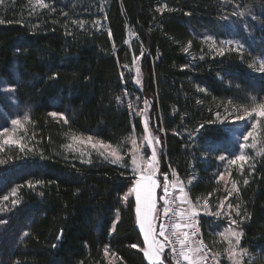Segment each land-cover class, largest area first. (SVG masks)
I'll use <instances>...</instances> for the list:
<instances>
[{"label": "trees", "instance_id": "1", "mask_svg": "<svg viewBox=\"0 0 264 264\" xmlns=\"http://www.w3.org/2000/svg\"><path fill=\"white\" fill-rule=\"evenodd\" d=\"M45 2L46 9L35 0L0 3V114L29 113L21 135L34 149H6L12 158L0 164V197L10 196L0 211L6 221L0 224V264H149L135 200L121 198L133 182L127 165L79 161L62 144L71 134H90L123 145V151L141 130L136 106L147 100L152 129L164 145L159 172L167 159L181 178L192 176V200L214 187L225 196L229 181L217 182L212 168L224 164L219 157L236 155L239 145L213 113L247 105L252 96L264 98V78L243 58L264 51V0H242L245 15L238 18L232 14L235 0ZM162 5L166 9L157 11ZM127 28L136 34L130 42ZM230 33L244 45L242 56L230 46L221 56L203 45L206 37L225 40ZM137 58L140 89L131 73ZM3 85L14 91L6 94ZM50 112L65 114L69 123ZM260 135L258 150L264 148V121ZM249 156L254 159L234 178L239 192L233 203L247 218L233 217L243 232L240 247L249 252L243 264H264V154ZM200 229L207 241L211 228L200 223Z\"/></svg>", "mask_w": 264, "mask_h": 264}, {"label": "snow or ice", "instance_id": "2", "mask_svg": "<svg viewBox=\"0 0 264 264\" xmlns=\"http://www.w3.org/2000/svg\"><path fill=\"white\" fill-rule=\"evenodd\" d=\"M3 0H0L2 3ZM35 4L40 8H48L49 5L45 0H35ZM166 5L158 7L157 11L163 12L166 9ZM235 10L232 14L234 16L243 17L245 15V9L242 7V0H235ZM253 19H255L253 17ZM75 22V21H74ZM81 27L83 23L81 22ZM211 37H206L205 40H211ZM215 43V41H213ZM223 44H228L232 50L241 52L244 49V45L240 44L238 41H221ZM191 42L189 41V45ZM184 52L189 51V47H185ZM218 54L223 56L225 54L224 48L220 47L217 49ZM260 67L258 71L264 73V51L260 53L259 57ZM255 64V60H254ZM249 65V67H253ZM58 74L53 73L52 79H56ZM139 83V80L137 81ZM14 91L13 89H10ZM204 91V90H201ZM250 102L248 105H242L239 108H236L232 115L233 122L241 121L244 122L245 127H248L249 123L251 127L246 134H241L239 138L242 142L239 143L240 154L233 155L232 158L228 161L229 165L238 166L239 171L242 173L245 165H248L254 157L244 154L245 149H257V138L255 136V130L257 129L258 122L264 120V98L252 96L246 98ZM117 100H120V97H117ZM199 103V101H198ZM147 105V101H145ZM143 111V110H142ZM242 113V114H241ZM50 116L54 118H59L63 121L64 124H68V118L65 114L59 112H50ZM217 119L220 118V113L217 114ZM255 118V119H253ZM0 153L5 152L6 149H9L13 146L18 147L20 151H24L27 148L25 140L27 139L26 133L21 135V132L26 129V124L30 122L29 113L25 112L22 116L17 114L15 118L10 120L11 127L4 126L8 121L5 117L0 114ZM204 125H200V128H203ZM145 136L138 144L137 138L133 135L129 143L131 148L128 153L121 154L123 145H118L116 147L111 144H107L104 141L95 139L93 136H88L87 139H83L76 135L70 136V143L66 147L70 150L74 149V144H90L93 149L102 148L104 151L99 152L105 160H110L113 164H120L126 155H131V161L133 165V174L136 179L132 187L129 189L128 193H125L121 198L127 200L129 194L134 193L136 198V222L139 225L140 231L143 234V243L144 247L141 249L143 251L144 257L147 259L149 264H171V261H168V255L165 253V249H170L172 260L176 264H180V261H184L185 264H221V256H226L227 260L231 264H243L244 258L249 257V252L240 247L243 232L238 230V221L234 219L232 213L235 212L236 216L239 217L240 221H243L247 218L246 214H241L240 205L237 204L235 207L228 202L229 198L232 197L235 193L239 192V187L235 180L230 181L231 189L227 191V195L219 201V204L216 206L215 211H211V205L209 199L206 197L201 203L200 198H197L195 201L189 198L188 193L185 191V185L180 181L179 177L175 170H172L173 179L170 181L167 174L163 177V182H158L155 178L156 169L158 168V160L155 145L159 144V138L153 137L149 133L148 125L145 123ZM95 140V142H93ZM251 140V143L249 141ZM145 142L147 146L152 148L150 157H148L147 162H144V157L142 154V147H144ZM28 151H34V149L27 148ZM146 151L147 148L144 147ZM264 154V148H260L255 152L256 156ZM11 158L9 157V160ZM221 161L227 159L226 156L219 157ZM8 160L0 159V164L7 163ZM91 162L90 160L88 161ZM229 176H231V171L229 170ZM217 182L223 180L225 182L229 181V177L225 176L224 172H220L219 176L216 177ZM41 181H36V185L40 184ZM248 180L244 179V184H247ZM191 184V180L189 181ZM28 187H35L31 182L28 183ZM157 188H162V194L157 193ZM171 190V191H170ZM18 195V189L13 188L11 191V205L15 206L19 203V200L16 199ZM209 197L212 193L208 194ZM10 200L9 195H4L0 197V204H3V208H0V211H3L8 208L7 202ZM162 201L160 208L157 207V204ZM227 203V215H225L224 207ZM200 211H203L205 214H210L221 222L224 219L228 220V226L225 227L222 231L215 233L219 237L218 242H223L227 246L224 247L221 251H213L212 244L206 243L205 240L200 237L199 225L196 222L197 217L200 214ZM156 221H159L156 223ZM6 221L0 220V224H4ZM116 223L113 222L111 231H115ZM27 236L28 233L23 234ZM62 235V233H61ZM61 237L58 236L59 240ZM162 238V239H161ZM56 247V245H53ZM132 248H136L137 245H131ZM104 252L107 256L109 253V246H104ZM116 253H112V256H115ZM164 256L162 260L161 257Z\"/></svg>", "mask_w": 264, "mask_h": 264}, {"label": "rangeland", "instance_id": "3", "mask_svg": "<svg viewBox=\"0 0 264 264\" xmlns=\"http://www.w3.org/2000/svg\"><path fill=\"white\" fill-rule=\"evenodd\" d=\"M235 17H237V16H235ZM125 35H126V41L127 42H130L131 40L136 39V34H135V32L131 28H127L126 29V34ZM229 36L230 37H228L227 39L222 38V39H225V40H215V38L211 37L212 39L211 40H206L203 45H206L207 46V49L210 52H218L217 49H219L220 47H223L224 50H231V48H227V47H229L228 44L225 43V44L222 45L220 43L221 41H230V40L231 41H235L234 34L233 33H230ZM213 41H215V43H213ZM236 52H238V51H236ZM242 53L244 54V52H242V51L239 52V54L241 56H242ZM252 56L253 57H251V56L249 57L248 56V57H243V58L248 61V67H249V65H253L254 64V60H255L254 66L253 67H250V68H252V70H254V72H256L258 74H261L262 77L264 78V73H261L260 71H258V69L260 67V63H259V57L260 56H254L253 54H252ZM131 73H132V81L140 89L141 88V85H142V71H141V66H139L138 58L133 60V64H132V68H131ZM138 80H139V83H137ZM2 89L5 91L6 94H11L12 93V91L10 90L11 87L8 86V85H3L2 86ZM145 101H147V100H145ZM145 101H143V100L140 101L137 104L136 109H135V111L137 110V112L139 114V117H140V120H141V130L140 131H134L129 136L128 143H129L130 138L133 135H135V137L137 138L138 144L140 143V141L145 136L144 129H145V123H147L150 135L153 136V137H158L159 138V141H160L159 144L155 145L156 153H157V160H158V167H159L160 153H161V150L164 149V145H163V141L161 140V138L158 135V132L156 131L157 134H155L154 133V130L152 129L153 124H152V118H151V114H150V112H151L150 111V103L147 101V105H146L145 104ZM248 104L249 103H247V105ZM241 106L242 105L232 106V107H228V108L226 107V109H222V110L217 109L213 113V116L216 118V121H223V122L225 121V123H227V126L226 127L230 130V132H229V133H231L230 135L235 140H237L238 145H239L240 142H242L239 139L241 137V134H246L247 131L249 130V128L251 127V124L250 123H249L248 127H245L244 122H241V121H235V122H233L232 115H229L230 113H234L235 109L236 108H239ZM218 112L220 113V118L219 119H217V115H216ZM15 117L16 116H13L12 117L11 115H8V116L5 115V118L6 119L8 118V123L5 126L6 127H11L10 120L13 119V118H15ZM253 119H255V118H253ZM263 121L264 120H260L258 122L257 129L255 130V133H254L255 136H256V138H257V146L258 147H259V144L261 143L260 129L262 128ZM22 132H24V131H22ZM162 132H163V129H162ZM71 135H76V136L81 137V138H83L85 140L87 139L88 136H93V135H90V134H71ZM71 135H69L67 137V140L62 144V147L64 148V151L67 154H70L72 156L73 159H77L79 161H85V162H88L89 160L92 161L95 158H97L96 160H101V159L102 160H105L101 155L98 154L99 152L104 151L102 148H100L98 150L97 149H93L91 147V145L90 144H87V143H85V144H79V143L74 144V149H78V150H70V149H68L66 147V145L71 142L70 141V136ZM93 137L95 139L101 140V139L97 138L96 136H93ZM101 141H103V140H101ZM93 142H95V140ZM105 143L110 144L108 142H105ZM249 143H251V140L249 141ZM111 145L114 146V147L117 146V145H113V144H111ZM144 147L147 148L146 151L144 150ZM144 147H142L141 151H142V154H143V157H144V162L146 163L147 160H148V157H150V155H151L152 148L149 147V146H147V142H145ZM258 147H257L256 150H253V149H245L244 150V154L251 155V154L255 153L258 150ZM130 148H131V144L129 143L128 147L126 149H124L123 151H121V154L123 155L124 153H128ZM238 154H240V149L238 150V153L236 155H238ZM0 155H1L0 156V159L6 160V159H9V157L12 158L11 155L8 153V150H5V152L0 153ZM231 158L225 159L224 164H222L221 166H219L218 164H216L212 168L213 169V173L216 174L215 175V178L217 176H219L220 172H224L225 173V176L228 177L229 170L232 171L231 172L232 179L229 178V187H228V190L231 189V183H230V181L234 180V178H236L237 175H238V173L240 172L239 169H238V166L229 165L228 161ZM105 161L110 162V160H105ZM125 164L127 165V169L133 175V182H132V185H133L134 180L136 179V177H135V175L133 174V171H132L133 165H132L131 155L130 154L129 155H126L124 157V160L120 164H116V165L124 166ZM166 164H167L166 165L167 166L166 167V170H164L163 172H167L168 170H171L172 171L174 169L168 163V160L167 159H166ZM247 166L248 165H245V168ZM175 172L177 173L176 170H175ZM177 176L179 177L180 181L183 182V184L185 185V191L187 192V186H188L189 181L191 180L192 176H190V178L188 180H184L183 178H181L178 173H177ZM155 178L157 179L158 182H161V183L163 182V179H162L161 174L159 172V168L156 169V176H155ZM221 181L224 182V183H227V182H225L223 180H221ZM132 185L129 187V189L132 187ZM129 189H128V191H129ZM217 190H218L217 187H214V190H213V192H211L212 195L210 197H209L208 194L207 195H204L202 197L201 196H197L193 201H195L197 198H200L201 203H202L203 202V199L207 197L209 199L210 205L212 206L211 207V211H215L216 210V206L219 204V201L221 199H223V197H224V196L221 197L217 193ZM128 191H127V193H128ZM156 191H157L158 194H162L163 189L162 188H157ZM221 191H223V189ZM129 195L132 196L133 198L135 196L134 193L129 194ZM225 195H227V191H226ZM234 201H235V194L232 197L229 198V201L228 202H230L233 205ZM228 202L225 203V207H224L225 215H227V203ZM161 205H162V201L157 204V207L160 208ZM232 216H233V213H232ZM199 217L201 218V222H200L201 224H203L205 226H209L211 228V233H209V239L206 242L212 244V250L214 252L215 251H221L222 252V249L224 247H226L227 245L225 243H223V242H218L219 241V237L216 236L215 233L218 232V231H222L225 227H227L228 226V223H229L228 220L227 219H224L221 222V220L216 219L215 217H213L210 214H205L203 211H200ZM206 219H209V220L207 221ZM209 223H211V226L209 225ZM238 230H240V229L238 228ZM162 259H164L163 256H162ZM168 261H170V260L168 259ZM165 264H167V261L165 262ZM221 264H231V262L227 260L226 256H223L222 255L221 256Z\"/></svg>", "mask_w": 264, "mask_h": 264}, {"label": "built area", "instance_id": "4", "mask_svg": "<svg viewBox=\"0 0 264 264\" xmlns=\"http://www.w3.org/2000/svg\"><path fill=\"white\" fill-rule=\"evenodd\" d=\"M165 174L168 175L170 181L173 179V177H172V171H171V170H168L167 172H162V173H161V177H162V179H163V177H164ZM170 191H171V190H170ZM200 221H201V218L198 216L196 222H197L198 225H199V229H200ZM199 235H200V237H202V238L205 240V238H204L203 235H202L201 230H200V232H199ZM205 242H206V240H205ZM206 243H207V242H206ZM168 251H169L170 258H171V263H172V264H176V262H175L174 260H172V256H171V251H170V249H168ZM180 264H185V262L181 260V261H180Z\"/></svg>", "mask_w": 264, "mask_h": 264}, {"label": "crops", "instance_id": "5", "mask_svg": "<svg viewBox=\"0 0 264 264\" xmlns=\"http://www.w3.org/2000/svg\"><path fill=\"white\" fill-rule=\"evenodd\" d=\"M134 200H135V209H136V198H135V196H134ZM159 208V207H158ZM135 215H136V210H135ZM159 221H156V223H158ZM136 224H137V222H136ZM137 227H138V229H139V231H140V228H139V225L137 224ZM140 234H141V237H142V248L144 247V243H143V234L141 233V231H140ZM162 239V238H161ZM167 248L165 249V253L167 252ZM163 256V255H162ZM164 257V256H163ZM161 259H162V257H161ZM163 260V259H162ZM146 261H147V259H146ZM148 262V261H147ZM149 263V262H148Z\"/></svg>", "mask_w": 264, "mask_h": 264}]
</instances>
